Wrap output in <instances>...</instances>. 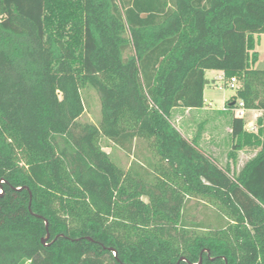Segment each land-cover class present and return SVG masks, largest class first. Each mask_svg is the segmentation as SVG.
I'll list each match as a JSON object with an SVG mask.
<instances>
[{
  "label": "trees",
  "instance_id": "obj_1",
  "mask_svg": "<svg viewBox=\"0 0 264 264\" xmlns=\"http://www.w3.org/2000/svg\"><path fill=\"white\" fill-rule=\"evenodd\" d=\"M260 35L264 0H0V264H264ZM207 70L262 112L232 116V164L259 150L239 171L171 121Z\"/></svg>",
  "mask_w": 264,
  "mask_h": 264
},
{
  "label": "rangeland",
  "instance_id": "obj_2",
  "mask_svg": "<svg viewBox=\"0 0 264 264\" xmlns=\"http://www.w3.org/2000/svg\"><path fill=\"white\" fill-rule=\"evenodd\" d=\"M255 50L258 52L259 58L256 61L255 68L259 70H264V37L261 41H257ZM218 76V71L214 70H207L206 71V78L209 80L211 86H207L205 90V99L207 100V104L212 103L211 108L215 111L222 110L228 101H230L236 95V89H232L230 87H224L223 89L218 88L217 86H221L222 82L215 79ZM82 97L85 103V113L80 118V121L83 123L90 122L94 124H99L101 119V107H100V100L99 95L95 90L90 88L85 89L82 91ZM180 110L175 109L172 113L171 121L176 126L177 124V114ZM253 118V113L248 112L246 116L247 124L251 122ZM189 134H193L191 122L187 126ZM226 140V138H225ZM104 149L110 152L111 157L113 160L122 168L128 169L131 164V157L126 154L121 149L117 148L116 146L112 145L107 140H103ZM231 151V146L229 147H221L220 154L217 155L219 158V163L222 167H226L227 163H233V160L230 158L229 154ZM258 148H246L241 151L240 155L237 153L236 162L234 164L235 171H239L243 165L253 158L258 153ZM192 202L190 204V213L191 214H198L201 213V210L197 208V205ZM199 209V210H198Z\"/></svg>",
  "mask_w": 264,
  "mask_h": 264
},
{
  "label": "crops",
  "instance_id": "obj_3",
  "mask_svg": "<svg viewBox=\"0 0 264 264\" xmlns=\"http://www.w3.org/2000/svg\"><path fill=\"white\" fill-rule=\"evenodd\" d=\"M263 37L264 35L256 36V40L261 41ZM220 76H223V73L218 71V76L215 79H218ZM209 85L211 86L210 83ZM204 98H205V91H204ZM231 100H233V98ZM230 101H228L225 107L220 111L213 110L211 108L212 103L207 104L206 99H205V106L200 109L177 108V110L179 109L180 112L177 114L176 128L181 132V134L185 138H187L190 141L196 142V144L200 147V149H202L207 155L217 160L218 163H219V158H218L219 156L217 157V155L220 154L219 152L220 148L221 147L226 148L229 146L232 147L231 123H232L233 114L230 111L224 110L226 107L232 106L233 103L230 104ZM248 112L253 113V118L251 119V122L256 124V120L258 117L261 116L262 112L259 110H248L247 113ZM244 120L245 123L247 124V120L246 119ZM189 122H191V126H192V131H193L192 135L189 134L187 129ZM105 151L108 154H110V152H108L107 150ZM238 153L240 155L241 151ZM130 157L132 162L134 157L132 156ZM232 168H234L233 164H232Z\"/></svg>",
  "mask_w": 264,
  "mask_h": 264
},
{
  "label": "built area",
  "instance_id": "obj_4",
  "mask_svg": "<svg viewBox=\"0 0 264 264\" xmlns=\"http://www.w3.org/2000/svg\"><path fill=\"white\" fill-rule=\"evenodd\" d=\"M218 81L222 82L221 86H217L220 89H223L224 87H230L232 89H237L239 87V81L236 78L229 79V78H226L224 74L223 76H220L218 78ZM224 110L230 111L233 114V116L237 118L246 119L247 110L245 109L243 101H239L238 103H236L234 107L228 106ZM246 129L250 132L258 131V127L253 122H249L248 124H246ZM0 193H2V191H0Z\"/></svg>",
  "mask_w": 264,
  "mask_h": 264
},
{
  "label": "water",
  "instance_id": "obj_5",
  "mask_svg": "<svg viewBox=\"0 0 264 264\" xmlns=\"http://www.w3.org/2000/svg\"><path fill=\"white\" fill-rule=\"evenodd\" d=\"M46 225H48V223H46ZM49 236L43 240V243L46 244V241L48 240Z\"/></svg>",
  "mask_w": 264,
  "mask_h": 264
}]
</instances>
